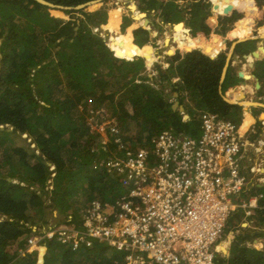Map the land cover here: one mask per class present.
Returning <instances> with one entry per match:
<instances>
[{
  "label": "trees",
  "instance_id": "16d2710c",
  "mask_svg": "<svg viewBox=\"0 0 264 264\" xmlns=\"http://www.w3.org/2000/svg\"><path fill=\"white\" fill-rule=\"evenodd\" d=\"M46 1L76 6L90 0ZM108 1L102 0V4L92 11L63 10L70 16L60 18L55 17L63 15L59 10H53L54 16L50 7L36 0H0V264H124L121 251L108 252L112 247L93 243L91 247L80 244L72 248L70 242H63L57 235L49 238L41 230L36 249L20 252L27 249L29 243L23 239L32 224L41 227L42 220L48 225L43 219L46 211L54 209L63 213L64 220L71 216L76 225L82 226L83 216L96 202L101 206L114 203L125 193L118 174L98 165L108 153L101 147L96 148L101 136L89 131L85 116L87 105L92 103L98 108L105 102L111 115L116 117L126 144L134 151L144 149L148 158H153V139L163 130L198 136L199 112L218 113L237 124L243 119L242 129H245V123L246 127L252 123L250 116L243 118L241 105L228 103L222 97L227 89L231 98L241 79L236 72L231 74L228 66L220 88L227 53L221 48L224 44L228 46L230 41L227 39L223 44L218 35L224 38L227 34L232 38L255 36L251 33L253 26L258 35H263L262 0L258 4L254 0H230L228 12L236 13V20L221 14L227 5L223 0H213L216 18L215 14L209 15L207 0H191L185 22L197 39L192 40L194 45L190 46L179 38L173 41L192 50L181 52L177 49L171 55L165 54L168 64L165 69L153 61L156 82L161 80L157 86L163 89L147 83L150 78L145 58L150 59L152 49L140 47L135 39L144 37L148 40L149 31L135 28L133 42L129 27L131 21L134 26L139 21L148 25V19L139 11L133 12V20L126 17L131 20L126 32H118L116 20H120L121 8L113 9L106 21L107 13L113 7ZM134 1L141 11L164 16L165 23L184 20L172 18L173 14L185 11L173 0L163 3L158 0ZM231 6L235 10L231 11ZM130 7L135 9L133 4ZM72 13L80 15L75 18ZM209 17L215 25L210 24ZM196 19L201 21L200 27ZM106 22L111 34L117 31L116 38L110 37L112 49L119 50L121 57L130 59L133 55H141L145 58L120 61L105 38L93 30ZM175 30L186 32L184 25L176 26ZM212 33L217 35L211 36ZM201 38L204 39L199 40ZM248 40L256 47L255 39ZM249 42L236 44L235 54L239 58L253 49ZM252 74L262 87V91L257 92L264 96V58L254 61ZM167 87L178 93L177 102L183 112L172 107L170 94L164 89ZM99 97L104 101H97ZM183 114L187 117L183 118ZM260 117L264 120V113ZM256 121L259 131L261 123ZM18 137L26 146L18 141ZM260 139L256 141L259 147L264 140V129ZM111 142L108 148L117 152V145ZM108 159L111 157L105 160ZM48 180L51 183L49 191L46 189ZM258 187L261 186L252 189L262 193L254 216L258 227L262 228L264 190ZM47 195L48 203L44 198ZM47 228L50 230L52 226ZM254 232V237L261 238L262 232ZM231 236L232 233L228 248L222 247L231 256L219 259L216 255V264H264V248L246 244L247 240L253 239L251 234ZM255 242L257 246L264 244Z\"/></svg>",
  "mask_w": 264,
  "mask_h": 264
},
{
  "label": "built area",
  "instance_id": "2783aa9c",
  "mask_svg": "<svg viewBox=\"0 0 264 264\" xmlns=\"http://www.w3.org/2000/svg\"><path fill=\"white\" fill-rule=\"evenodd\" d=\"M173 103L177 105V99ZM88 113L93 128L104 123L117 145L120 153L115 155L106 136L96 144L111 157L98 165L118 174L125 193L114 203L96 202L83 216L82 226L64 223L46 229L45 235H57L72 248L93 243L113 247L123 253L124 264H216L228 218L239 208L244 219L251 218L262 197L252 189L264 182V141L260 149L256 144L252 151L247 149L254 141L246 133H255V126L242 129L243 119L237 124L202 111L198 136L163 130L153 139V158H148L144 149L134 151L124 144L115 118L103 108L91 107ZM259 239L246 244L257 247ZM28 243L27 248L36 249L34 242Z\"/></svg>",
  "mask_w": 264,
  "mask_h": 264
},
{
  "label": "rangeland",
  "instance_id": "374dc122",
  "mask_svg": "<svg viewBox=\"0 0 264 264\" xmlns=\"http://www.w3.org/2000/svg\"><path fill=\"white\" fill-rule=\"evenodd\" d=\"M158 1H160V2H165V1H170V0H158ZM174 1V3L175 4H177V6H178V8L181 10V9H185V11L184 10H182V13H180V14H177V13H175V14H173V19H181V18H183L184 20H183V23H184V26L186 27V28H189L187 25H186V11H187V7L190 5H188V6H185V3H186V1H191V0H173ZM257 4L260 2V0H254ZM135 2L136 1H134V0H109L108 1V4L109 5H111V6H113L109 11H108V13H107V20L106 21H108V17H109V14H110V12L113 10V9H115V8H121V11H120V13H121V17H122V19H121V21H119V25H118V32H121V33H125L126 32V29H127V27L129 26V25H127L131 20L130 19H128V18H126V17H129V16H131L132 14H133V12L135 13L136 11H141L140 9H138L137 8V4H135ZM262 2H263V0H262ZM135 4V9L134 10H132V9H130V5H132V4ZM137 3V2H136ZM102 4V1L98 4V6L99 5H101ZM98 6H96V7H92V6H88V7H85V8H81V9H86L87 11H92V10H94L95 8H97ZM53 10H59L63 15H58V16H55L54 14H53ZM77 10H79V9H77ZM164 9L163 8H161V11H163ZM164 12V11H163ZM50 13L51 14H53L55 17H60V18H68L70 15L69 14H66V13H64V11L63 10H60V9H50ZM72 14H74L73 16L75 17V18H77V16L76 15H80V14H78V13H72ZM215 13H214V11H213V9H212V7H210V12H209V15L211 16V15H214ZM183 15V16H182ZM218 15V14H217ZM216 14H215V18H216V16H217ZM164 16H162V15H159L158 13H154L153 11H147L146 12V18L149 20V22H148V25L146 26V29L149 31V35H148V40H146L144 37H136L135 39H136V42L140 45V47H145V46H149L151 49H152V53H151V57H150V59H147V58H145V63L147 64V67H148V70H153V61L155 60L157 63H160V65L163 67V69H165L167 66H168V64L165 62V54H167V50H168V48H172L173 49V53L175 52V50H177V49H179L181 52L182 51H184L185 49L184 48H182L181 46H178L177 45V43L175 42V41H173L174 39H177V38H173V27H172V24L174 23V22H172L171 20H169L170 22H168V23H165V19L163 18ZM169 17H170V19H171V14L169 15ZM232 18H234L233 16H232ZM197 20V22H198V26L200 27L201 25H202V23H201V21L200 20H198V19H196ZM209 20H210V17H209ZM117 22H118V20H116ZM210 24H214L215 25V22H212L211 20H210ZM107 22H106V24H103V25H101V27L99 28V31H97L99 34H100V36H102L103 38H105V40H106V42H107V45H109V47H111V40H110V37L113 35L115 38L117 37V31H114L113 32V34H111L110 33V31L108 30V28H107ZM142 25L143 24H141V22L139 21L138 23H137V26L135 27V28H137V27H142ZM77 27H78V24H77ZM134 28V29H135ZM134 29H132V31L134 30ZM190 29V28H189ZM154 33V34H153ZM251 33L253 34V35H255V36H257L258 35V30H257V28H256V26H253V28H252V31H251ZM185 34V33H184ZM187 34V33H186ZM213 35H217V34H215V33H212L211 34V36H213ZM166 36H168V38H169V42H168V44L166 45L165 43H164V39L166 38ZM189 36L192 38V39H194V40H196L197 39V37L195 36V34L194 35H192V31L190 30V33H189V35L187 34L186 35V37H188L189 38ZM220 38H222L223 40H229L230 41V44L232 43V41H234V38H232V37H230L228 34H227V36L224 38V37H221L220 35H218ZM185 37V36H184ZM184 37H183V39H184ZM211 38V37H210ZM209 38V39H210ZM134 35H132V40H133V42H134ZM208 39V40H209ZM255 40L256 41H258L256 44H259V42H260V40H261V42H262V46H264V38L262 39V37H256L255 38ZM173 42V43H172ZM184 43H185V45H187L186 43L187 42H185L184 41ZM230 44L227 46L226 44H224L223 46H222V48L221 49H226V51H228V49H229V46H230ZM254 44V43H253ZM195 48H200V47H195ZM220 50V49H219ZM171 55V54H170ZM142 57V56H141ZM125 59H128V58H125ZM262 59V58H261ZM255 61V60H254ZM234 64H233V66L234 67H232V66H229L230 67V73L231 74H233V75H235V72H237V71H239V70H241L242 72H244L245 74H247V75H251V72H252V69H253V67L251 68V67H249L247 64H246V60H243V59H237V60H235L234 62H233ZM254 66V65H253ZM153 73L152 72H150V73H148V75H149V81L147 82L150 86H156V87H158L159 88V86H157L160 82H161V80H159V82H156V79H155V75H152ZM175 80V78H173V81ZM242 80V79H241ZM247 80V81H246ZM245 80V82H246V84L248 85V87H246V88H244V90H243V96H244V98H247L246 100H248V101H251V102H261V103H264V96L263 95H260L257 91L258 90H260V91H262V87H256L255 86V84H256V82L258 81V79L256 78V77H250V78H248V79H246ZM155 81V82H154ZM176 81V80H175ZM259 82V81H258ZM169 94H170V96H169V99L170 98H172L173 99V101L174 100H176V97H173V92H171V90H169V87H167V88H164ZM164 90V91H165ZM178 94V93H177ZM238 100H240V99H238ZM97 101H104V98H102V97H99V98H97ZM172 101V102H173ZM179 106L180 105H176V107L179 109ZM78 107H80V108H82V106L80 105V104H78ZM94 108V105L91 103V104H89V105H87V111H85V116H86V121H87V125H88V127H89V131L90 132H96L97 134H99L100 136H101V139L98 141V143H100V142H103V140H105V136L107 137V139H109V142H111V137H110V132H109V130L108 129H106V127H105V124L103 123L100 127H97L96 129L95 128H93V126H94V122H92V120H91V115L88 113V109L89 108ZM101 108H103L108 114H109V116L110 117H113V118H115V122H116V124H117V126H118V122H117V119H116V117L115 116H113V115H111V111H110V109H109V107L107 106V104H105V102L103 103L102 102V104H101V106H100ZM252 107V108H251ZM247 108H250V110H251V112L253 113V114H255V111H257V113L255 114L256 115V118H257V120H259V119H261V117H260V113H262V112H264V107L263 106H259V105H251V106H248ZM254 108H255V111H254ZM245 110V109H244ZM252 114V115H253ZM102 121V118L100 117V118H98L97 119V122L98 123H100ZM262 121V120H261ZM263 122V121H262ZM254 126H255V133H250V132H248V133H246V138H248V139H251V140H253L254 141V143H255V141L257 140V139H259V137L261 136V133L263 132V129H264V123L260 126L261 128H260V130H259V132L257 131L258 129H259V127H258V124H257V121H255V124H254ZM101 127H103V130H105L106 132H104V131H101L102 129H101ZM243 127L244 128H246V123L243 125ZM118 128H119V126H118ZM2 129V128H1ZM8 130H10V128L8 129ZM120 135L122 136V134L120 133ZM256 135V136H255ZM255 136V137H254ZM20 137H25V135H21ZM254 137V138H253ZM122 138H123V136H122ZM18 139V141L23 145V146H26V143L25 142H23V141H21V139L18 137L17 138ZM30 139H28L27 140V142L29 141ZM106 141V140H105ZM123 141H124V144L125 145H127L126 144V141H125V139L123 138ZM108 142V143H109ZM111 143H113V142H111ZM101 144V143H100ZM110 144V143H109ZM114 144V143H113ZM31 146H33L32 144H30ZM97 147H98V145H97ZM108 153V152H107ZM113 153H117L115 150H113V151H111V154H113ZM263 153V152H262ZM261 154V153H260ZM264 154V153H263ZM107 157H110V153H108V155L105 157V158H103V159H101L102 161H105V159L107 158ZM49 165V164H48ZM52 171H53V166H50L49 167ZM259 188V190H261V191H263L264 190V185H261V187H258ZM46 189H47V191H49L50 189H51V183H50V181L48 180V185H47V187H46ZM258 190V189H257ZM48 196V195H47ZM44 198H45V202L46 203H48L49 202V200H48V198H49V196L48 197H46V196H44ZM236 213H238L239 215H241V214H243V211L239 208V209H237V211H236ZM255 215V214H254ZM252 216L251 218H248L247 219V221H248V224H249V226H253V230L255 229L256 231H260V233L261 232H264V230H261V228L259 227L258 228V225H257V222H256V219H255V216ZM43 216H44V220H46L47 221V223H48V225L44 222V221H40V223L43 225L42 227L43 228H47L48 226H52V228H54V227H57L58 225H61V224H64V223H69V224H67L66 226L67 227H71V226H73L72 224H73V221H74V219L71 217V216H69V217H67L66 218V220H64V214L63 213H59L58 211H56V210H54V209H52V210H49V211H46L44 214H43ZM64 220V221H63ZM242 220V219H241ZM239 221V223L238 224H233V222H232V217H230L228 220H227V223H226V228L224 229V231H223V236H222V240L224 241V242H222L221 243V245H222V247H223V245H225L226 244V242H228L227 240H229V235L233 232V236L232 237H234V235H236L237 233L239 234V232L241 231L240 230V225L239 224H243L244 223V221ZM23 221V220H22ZM26 225H28V222L27 221H23ZM254 222V225L252 224ZM39 223V222H38ZM45 223V224H44ZM39 225V224H38ZM244 225V224H243ZM240 226V227H239ZM246 226V227H245ZM38 226H36L35 224H32L31 225V229L29 230V232H28V234L27 235H25V237H24V239L23 240H25V242H29V241H32V242H34L35 244H37V242L40 240L39 239V234H38V228H37ZM264 227V226H263ZM51 228V229H52ZM230 228H232L231 230H228V229H230ZM237 228V229H236ZM243 228L244 229H246V231H248V229H249V227L247 228V225H244L243 226ZM236 229V230H235ZM35 230V231H34ZM250 230V229H249ZM227 231H229L228 233H227ZM226 234V235H225ZM262 238V239H261ZM259 240H261L262 242L264 241V233H263V237H261ZM233 239V238H232ZM264 243V242H263ZM250 245H253V244H250ZM255 246V245H254ZM256 247V246H255ZM34 248V247H33ZM32 247H30V248H27V249H25V250H20V252H21V254L22 253H24V252H27V251H29V250H34ZM256 248H258V249H261V248H264V244L263 245H261V246H257ZM113 251H118V250H115V248H110L109 249V251L108 252H113ZM236 252H234V253H232V254H235ZM217 256H219V253H217L216 254ZM222 257H224V255L222 256ZM225 258V257H224Z\"/></svg>",
  "mask_w": 264,
  "mask_h": 264
},
{
  "label": "water",
  "instance_id": "95a60500",
  "mask_svg": "<svg viewBox=\"0 0 264 264\" xmlns=\"http://www.w3.org/2000/svg\"><path fill=\"white\" fill-rule=\"evenodd\" d=\"M36 1L39 2V3H41V4H44V5L48 6V7H50L51 9H60V10H77V9L85 8V7H88V6L96 7V6H98V4H99L102 0H90V1H87V2H85V3H82V4H79V5H76V6H61V5H56V4H53V3L48 2V1H46V0H36ZM223 1H224L227 5H226V7H225V9H224V12L221 13V14L228 15V16H231V17L233 16L235 20L238 19L236 13L228 12V9H229V5H228V3H229L230 0H223ZM207 2H208V4H209L210 7L213 6V2H214L213 0H207ZM241 2H242V1H240V4H241ZM189 4H190V1H186L185 6H188ZM130 6H131V5H130ZM133 6H135L134 3H133ZM240 6H242V5H240ZM262 6L264 7V2H262ZM130 8H131V7H130ZM230 10L233 11V10H235V8H234L233 6H231V7H230ZM146 12H147V11H139V14H144V17H146ZM145 19L147 20V18H145ZM147 22H149V20H147ZM147 22H146V23H147ZM146 26H147V25H142V28H146ZM77 29H78L77 26L74 27V30H75V31H76ZM187 29H188V33H187V34L189 35V33H190V29H189V28H187ZM235 38H236V37H235ZM165 40H166V39H165ZM242 41H250L249 43H250L251 46L253 47V49H252L250 52L242 54V58L245 59L246 62H247L249 65H251V67H253V65H254V60H258V59L264 58V56L260 55V51H258V47H255V45L252 43L251 40L236 38L234 41H232V43L230 44L229 49H228V51H227V53H226L225 64H224V66H223L222 73H221V77H220V88H221L222 83H223V72H224V69H225V67L227 66V63H229L231 57H237L236 54H235V46H236V44H237L238 42H242ZM223 42H225V40H223ZM110 49L114 52V54H115L117 57H119L120 61L129 60V58H128V59H125L124 57H121V56L118 54V51L115 50V49H112V47H110ZM193 49H194V48H193ZM191 50H192V49H185V51H191ZM201 51H202L203 54L209 55V54H207V53H204L202 48H201ZM167 54L170 55L169 52H167ZM172 54H173V53H172ZM209 56H211V55H209ZM134 57H138V56L133 55L130 59H132V58H134ZM211 57H212V56H211ZM248 57H252V62L247 61V60H248ZM241 72H242V71L239 70V71L237 72V76H238L239 78H242V79H247V78H245V77L243 76V74H242ZM255 86H256V87H259V86H260V84H259L258 81L256 82ZM173 95L176 97V96H177V92H174ZM222 97H223V99H224L226 102H228V103H233V104H235V103H236V104H239V105L243 106L244 109H246L248 106H251V105H259V106H263V107H264V103H261V102H251V101H249L250 104H249L248 106H246L245 102H246L247 100L232 101V100H230L229 97H228V92H227V90H226L225 93H222ZM172 107H173V108H176V103H173V104H172ZM179 109H180V110H183V107L180 106ZM185 117H186V116H185ZM263 184H264V182H263Z\"/></svg>",
  "mask_w": 264,
  "mask_h": 264
},
{
  "label": "bare ground",
  "instance_id": "6f19581e",
  "mask_svg": "<svg viewBox=\"0 0 264 264\" xmlns=\"http://www.w3.org/2000/svg\"><path fill=\"white\" fill-rule=\"evenodd\" d=\"M132 20L134 19V17L133 16H129ZM119 21L120 20H118V23H119ZM131 23H132V21H131ZM130 23V29H131V33H132V29H134L136 26H134V25H132ZM179 25H184V23L183 22H181V21H179V22H177V23H173L172 24V27H173V38H179V39H182V40H184L185 42H187L186 44V46H190V45H194L193 44V42H192V39H190V38H188V37H186V33H188V29L186 28V32H183V31H177V30H175V27L176 26H179ZM185 33V34H184ZM154 34V33H153ZM185 36V37H184ZM122 37V34L120 33V38ZM183 37H184V39H183ZM256 37H262V39L264 38V34L263 35H257V36H249V37H244V38H239V39H255ZM166 39V40H165ZM164 39V43L167 45L168 44V42H169V38H168V36H166V38ZM204 38H201V39H199V40H203ZM222 39V38H221ZM223 40V39H222ZM173 43V42H172ZM186 46H184V47H186ZM183 47V48H184ZM256 47H258V51H260V55H262V56H264V46H262V42H261V40H260V42H259V44H257L256 45ZM117 51H119V50H117ZM170 54H172L173 52L171 51V49L170 48H168V50H167ZM120 52V51H119ZM136 56H141V55H136ZM142 57H144V56H142ZM124 58H126V57H124ZM247 61H250V62H252V57H248V60ZM247 63V62H246ZM228 64L229 63H227V66L225 67V69H224V72H223V79H224V76H225V74H226V71H227V68H228ZM247 65L249 66V67H251V65H249L248 63H247ZM252 68V67H251ZM242 74H243V76L245 77V78H250V77H254V75L253 74H251V75H247V74H245L244 72H241ZM245 80L246 79H242V80H240V82H239V86H240V88L242 89L243 88V86H245L246 85V82H245ZM246 87V86H245ZM248 87V86H247ZM234 95L232 96V98H229L230 100H232V101H238V97H243V91H241L240 89H236V90H234ZM245 104L246 105H249L250 104V102L247 100L246 102H245ZM258 140V139H257ZM256 140V141H257ZM259 140H262V139H260V137H259ZM259 140L257 141V142H259ZM256 141H255V143H253V144H248L247 145V149L249 150V151H252L251 150V148H252V146H254L255 144H256V146H257V148L258 149H260L261 147H262V145H263V142H262V144H261V146L259 147V143H256ZM264 141V140H263ZM33 247V246H32Z\"/></svg>",
  "mask_w": 264,
  "mask_h": 264
},
{
  "label": "crops",
  "instance_id": "0c3cea01",
  "mask_svg": "<svg viewBox=\"0 0 264 264\" xmlns=\"http://www.w3.org/2000/svg\"><path fill=\"white\" fill-rule=\"evenodd\" d=\"M122 15L120 14V21H121V19H122V17H121ZM132 35H133V33H131ZM258 42V41H257ZM256 42V43H257ZM257 45V44H256ZM234 67V66H233ZM238 72V71H237ZM237 72H236V75H237ZM238 77V76H237ZM224 78H225V76H224ZM247 81V80H246ZM246 87L248 86L247 84L245 85ZM245 86H243V88L241 89L240 88V86L238 85V88L237 89H240L241 91H243L244 90V88H246ZM234 91H233V93H232V95H231V98H232V96L234 95ZM244 94V93H243ZM239 98H242V97H238V99ZM247 98H244V99H242V100H246ZM252 108V107H251ZM243 113H244V116L245 115H248V116H250L251 118H252V123H250V124H252L253 126H254V124H255V121L257 120V118H256V115L255 114H253L252 112H251V110H250V108H247V109H245L244 111H243ZM262 113H264V112H262ZM253 114V115H252ZM261 114V113H260ZM243 116V117H244ZM259 132V131H258ZM263 133V132H262ZM262 133H261V135H262ZM256 136V135H255ZM254 136V137H255ZM249 154V152L247 151V154H246V157H247V155ZM246 157H245V160H246ZM261 185H264V184H261ZM230 217H232V222H233V224H237V223H239V221L241 220V221H244V222H247V226L249 227V229H248V231H246V229H244L243 228V224L242 225H240L242 228H240V232H239V234H241V235H243V234H246V233H249V234H251L252 235V240H250V241H254V239H255V237L253 236L254 235V231L255 230H253L252 228H253V226H249V224H248V221H247V219H244V217L242 216V214L241 215H239L238 213H235L234 212V214L233 215H231ZM229 217V218H230ZM228 218V219H229ZM252 219V218H251ZM253 225H254V222L252 223ZM227 226V225H226ZM247 227V228H248ZM226 228V227H225ZM259 228V227H258ZM232 228H230V229H228V230H231ZM237 229V228H236ZM229 231H227V233H228ZM263 233L264 232H262V235H261V237H263ZM232 234H233V232H232ZM238 234V233H237ZM226 235V234H225ZM233 236V235H232ZM231 236V237H232ZM262 239V238H261ZM228 242H229V240H227ZM256 241V240H255ZM222 242H224L223 240H222V237L219 239V241H218V245H219V248H220V252H219V259L224 255V257L225 258H228V257H230L231 256V254H229L228 253V250L226 251V252H224L223 250H222V245H221V243ZM228 242H226V244L225 245H223L224 247H227L228 248V246H229V243ZM246 242H248V240L246 241ZM264 242V241H263ZM253 244H254V242H253Z\"/></svg>",
  "mask_w": 264,
  "mask_h": 264
},
{
  "label": "clouds",
  "instance_id": "9594fccd",
  "mask_svg": "<svg viewBox=\"0 0 264 264\" xmlns=\"http://www.w3.org/2000/svg\"><path fill=\"white\" fill-rule=\"evenodd\" d=\"M145 29H146V28H145ZM233 38H234V40L236 39L235 37H233ZM224 43H225V42H223V44H224ZM200 49H201V48H200ZM220 50H221V49H220ZM220 50H219V51H220ZM219 51H218V52H219ZM218 52H217V53H218ZM217 53H216V54H217ZM216 54H215V55H216ZM167 55H168V54H167ZM215 55H214V56H215ZM236 56H237L236 58H235V57H231V59H230V61H229V63H232V66H233V64H234L233 62H234L235 60H237V59H243V58H239L238 55H236ZM138 57H141V56H138ZM212 57H213V56H212ZM144 58H145V57H144ZM132 59H133V58H132ZM129 60H130V59H129ZM243 60H245V59H243ZM153 71H156V70H155V69H153V70H148V67H147V72H148V73H150V72L153 73ZM155 74H156V73H155ZM152 75H153V74H152ZM254 77H255V76H254ZM240 79H242V78H240ZM259 87H260V86H259ZM226 90H227V89H226ZM226 90L224 91V93L226 92ZM173 93H174V92H173ZM177 95H178V94H177ZM173 97H175V96L173 95ZM176 99H177V96H176ZM239 99H240V100L244 99V96H243L242 98H239ZM172 104H173V102H172ZM179 107H180V106H179ZM181 107H182V106H181ZM242 107H243V106H242ZM179 110H180V109H179ZM243 111H244V108H243ZM243 116H244V113H243ZM243 118H244V117H243ZM259 120H260V123H261V120H262V119H259ZM263 122H264V120H263ZM261 125H262V123H261ZM49 181H50V180H49ZM30 228H31V227H30ZM37 228H38V230H39V231H38L39 239H40V236H41V234H42V233H40V230H41L42 232H45L46 229H49V228H46V227L43 228L42 226H41V227H37ZM34 231H35V230H34Z\"/></svg>",
  "mask_w": 264,
  "mask_h": 264
},
{
  "label": "flooded vegetation",
  "instance_id": "af4514ba",
  "mask_svg": "<svg viewBox=\"0 0 264 264\" xmlns=\"http://www.w3.org/2000/svg\"><path fill=\"white\" fill-rule=\"evenodd\" d=\"M178 22H179V21H178ZM181 22H183V20H182ZM176 23H177V22H176ZM189 38L192 39L190 36H189ZM192 40H193V41H196V40H194V39H192ZM235 58H236V57H235ZM246 64H247V63H246ZM228 66H232V63H229ZM232 67H233V66H232ZM251 74H252V72H251ZM235 104H236V103H235ZM238 105H239V104H238Z\"/></svg>",
  "mask_w": 264,
  "mask_h": 264
}]
</instances>
